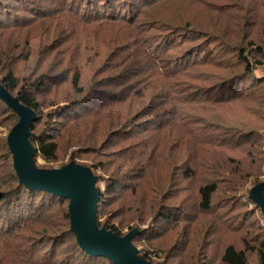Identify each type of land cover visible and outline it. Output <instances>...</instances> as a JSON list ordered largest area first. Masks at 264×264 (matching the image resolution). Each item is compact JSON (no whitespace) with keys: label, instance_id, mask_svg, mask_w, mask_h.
I'll use <instances>...</instances> for the list:
<instances>
[{"label":"rangeland","instance_id":"obj_1","mask_svg":"<svg viewBox=\"0 0 264 264\" xmlns=\"http://www.w3.org/2000/svg\"><path fill=\"white\" fill-rule=\"evenodd\" d=\"M79 1L80 14L101 6ZM126 1L129 2L115 0L113 6L119 9ZM46 3V0H37L32 10L50 15ZM98 18H86L91 22L85 23L71 14L54 18L34 16L26 25L0 29L2 73L11 67L22 81L39 78L40 82L43 75L60 72L59 67L50 69L54 60L60 58L57 52L72 45L80 47L81 61L90 58L99 63L96 57L99 53L105 61L104 76L123 70L133 75L132 80H138L134 90H144L148 81L151 88L157 86L144 113L138 110V104L111 106L108 101L97 98L84 105L97 104L93 111L99 115L93 113L91 121L82 122L68 114L56 117L62 103L54 102L53 94L39 89L37 83L33 88L41 90V94L39 118L33 132L44 139L52 138L58 149L56 159L51 162L36 156V165L49 169L70 161L92 165L99 177L97 187L103 193L97 221L114 225L122 235L139 228L141 232L135 237L134 245L154 263L223 264L220 256L227 245L244 249L263 241L264 222L248 194L256 179L264 181V38L261 34L264 0H154L136 9L133 23ZM165 23L172 26L187 23L192 31L172 28L170 32L177 33H166L162 30L168 26ZM52 36L56 37L55 41ZM123 39L137 40V43L119 45L109 53L106 42L119 44ZM52 44L58 45L53 53ZM150 44L158 46L154 57L157 60L159 56L164 64L150 67L143 58L142 45ZM256 49H263V53ZM242 52L256 67L254 77L236 87L231 82L237 83L245 75ZM77 54L73 52L71 57ZM69 58L70 52L65 61ZM14 60L16 64L11 66ZM97 63L86 66L83 73L90 74ZM114 64L119 66L113 67ZM163 66L171 72L169 89L152 80H162ZM32 73L36 74L31 77ZM225 84L237 96H228L226 104H219L213 100L221 97V86ZM211 93V99L205 101ZM165 95L173 98L172 103L166 98L163 105ZM85 106L72 110L71 114H81ZM224 116L232 120L222 129ZM118 118L126 119L122 130L110 127ZM16 119L0 101V181L7 180L12 171L2 138ZM207 136L219 141L205 151L211 166L217 168V162H225L233 172L228 175V181L218 176L219 192L213 200L214 210L211 213L198 210L192 222H185L180 212L179 219H155L149 213L151 199L155 200L156 212L160 199L171 205L182 201L183 207L194 204L198 180L185 179L180 183L186 168L180 164L189 152L181 155L179 152L181 148L193 149L195 143ZM94 138L97 144L86 149L84 142ZM184 144L186 147H181ZM188 164L193 165L191 161ZM197 176L199 184L218 178L203 170ZM114 181L115 186L107 190ZM164 194L177 197L167 200ZM58 200L50 209L53 217L67 210L68 200ZM68 239H63L65 246L70 244ZM247 253V264H260L255 252Z\"/></svg>","mask_w":264,"mask_h":264},{"label":"trees","instance_id":"obj_2","mask_svg":"<svg viewBox=\"0 0 264 264\" xmlns=\"http://www.w3.org/2000/svg\"><path fill=\"white\" fill-rule=\"evenodd\" d=\"M36 1L37 0H0V29L9 28L11 26L26 25L34 16H52V18H54L57 15L62 14H71L85 23H90L91 21L88 19L86 20V18L91 17H100L98 19H102L103 21L109 19L120 20L125 23H133L136 9L140 7L141 4L152 3L154 0H129V2L126 1V5H124V7H120L119 9L113 6L115 0H96L97 4L94 2V0H85V2H88V5L90 6L93 4L101 6L92 9L89 8V10L85 11L83 10V14H80L79 0H46V5L50 7V15H40V13L37 11H33L32 6ZM76 6L78 8L75 9L74 7ZM165 25L170 26H165L166 28L162 29L166 33H169L170 29L172 28H177L182 32L192 31L189 29V25L187 23L186 25L178 26H172L168 23H165ZM170 33L174 34L177 32ZM261 34L264 38V24L261 27ZM52 37V41H55L56 37ZM136 43L137 40L123 39L120 40L119 44H115L114 41H107L105 45L108 48L109 53H111L113 49H116L119 45L123 47L127 44ZM156 47L158 46H153V44L147 46L142 45L143 58L148 60L150 67L155 66V64H164L163 60L162 62L160 61L161 58H159V56L157 60H155L154 51L157 50ZM57 49L58 45L56 44H52L50 46V51L52 53L57 51ZM256 50L259 53H263V49ZM79 51L80 47L72 45L58 50L57 53L60 55V58L58 60H54L50 69L59 67L62 70L53 75H43L40 82L39 78H35L33 81L30 79H24L22 81L19 76L15 75L11 67L5 73H2V69L0 68V83L2 86L8 92H10L12 96L16 97L22 104L30 107L36 113V119L30 128L32 133L30 141L35 149L34 161L36 156H40L45 161L51 162L56 159L58 149L57 143L52 138L46 137L44 139L40 137V134L33 132L35 129V122L39 118L38 96L41 94V90H36L33 88V86L37 83H39V89L44 88L47 93L53 94L54 102L59 100L58 104L62 103L56 116L58 118H62L68 114L71 118L75 117V121H91L92 117H94L93 113H95L93 110L97 104L94 103L86 106L84 104L91 103L97 98H102L108 101V104L111 106H121L127 102L132 106L138 104V110H141L143 113L147 107H150L149 104L152 101V90L157 87L156 85L153 86L154 88H151L148 81L145 82L147 83V86L144 90H134L136 87L135 83L138 80H132V74L124 73L122 70L116 74L104 76L103 70L105 69V66L103 64L105 61L102 59L101 55L98 53L96 56L99 63L90 58H85L81 61L79 59ZM69 52L70 58L66 62L65 57ZM73 52L78 53L76 57H71ZM246 55L243 52L240 53V57H243V59L240 60L241 63L244 64L245 75H243L241 80L237 83L231 82L236 87H239L243 81H249L254 77L253 69L256 66L249 63L247 60L248 56ZM14 63L15 60L11 66ZM94 63H97L96 66H94V70H92L90 74L85 75L83 73V69L86 66L92 65ZM117 66L119 65H113V67ZM99 69H102L101 72H97ZM35 74L36 73H32L31 77ZM164 74L165 76L162 78V80L159 81L158 79L153 78L152 80L155 84L159 82V85L169 89L171 87V72L164 67ZM225 85L221 86V97H216L213 101L219 104H226L225 102L230 98L237 96V94L233 95V91L229 85ZM113 88H120V90L119 92H116ZM132 92L134 93L131 94ZM211 96L212 93L209 94L205 101L210 100ZM228 96L231 97L226 99ZM166 98L170 103H172L173 98H170L172 99L171 101L165 95L163 105L166 104ZM144 101L147 102L145 103ZM1 103L5 105L2 101ZM84 106L86 108L80 110L81 114H71L72 110ZM155 109L156 107L152 108L150 112L154 111ZM8 110L12 111L10 108H8ZM12 113L16 115L13 111ZM96 115L98 116L99 112L95 113V116ZM131 115L132 113L129 114L128 117ZM218 119L220 120L221 117L218 116ZM17 120L18 117L16 122ZM231 120L232 117L230 116L222 117L223 126H221V128L225 129L224 125L228 124ZM125 122L126 119L118 118L115 122V125L110 127H116L117 129L122 130ZM56 126L57 124L55 127ZM189 131H193L192 128H190ZM2 140L5 145V149L7 150V155L11 158V154L9 153L6 143V137L2 138ZM197 141H200V139L198 138ZM215 143H219V141L211 136H207L203 138L200 143H195L193 149L187 150L186 148H181L182 151L180 150V155L183 152L189 153L180 164L186 165V168L182 172L183 176L180 178V183L182 184L185 179L193 178L192 180H198L196 199L194 200V204H190L188 207H183L182 201L171 205L164 202L165 200L160 199L158 201L157 212L155 211V200L151 199L152 208L149 213L154 215L155 219H163L164 221H167L171 218L179 219L178 215L180 212L185 217V222H192L194 221V213H197L198 210H202L204 212L208 211V213H211L214 210L216 204L213 203V200L216 194L219 192L218 179L220 178L218 176H221L223 179L228 181V175L233 174L229 168V165L225 162H217V168H213L211 166L205 151L208 150V146L216 145ZM84 144L87 146L86 149L94 148V146L97 144V139H90L85 141ZM154 147L155 150H157L156 146ZM181 147H186V145L184 144V146ZM189 161H191L193 164L192 166L188 164ZM171 165H176L175 167H179L175 163H171ZM88 167L91 169L93 168L92 165ZM199 170L209 171L218 178L217 180L209 179L199 184V177L197 176V172ZM93 173L95 174L94 171ZM98 180L99 177L97 176V182ZM259 182L261 181L256 179L254 181V185ZM115 184L116 182L114 181L107 190L112 189ZM187 188L188 187L184 188V191H186ZM99 192L100 202L103 198V193L100 189ZM163 196H165L166 198L164 199L167 200L173 198L175 199L177 197V195L171 197L167 196V194H164ZM58 199L63 198L40 189H27L25 186L20 185L13 168L10 172V177L7 180L0 181V247L3 248L0 251V264H105V262L108 264H114L112 261L103 256L90 255L80 249L74 234L70 232L68 211L66 210L63 214H60L57 217H53L54 213L50 211L51 206L56 203L55 201ZM59 201L60 200L57 202ZM99 202L97 205V213L99 211ZM220 207L221 206H218V208ZM192 214L193 217H190ZM97 217L98 216H96V223L98 227H105L107 230H111L118 235H122L119 229H117L114 225H108L107 223L100 224L97 221ZM261 219L264 222L262 213ZM137 229L139 232L134 236L132 240L133 244L135 237L141 232L139 228ZM68 237L70 244L65 246L63 239ZM248 251L255 252L258 256L260 264H264V240L252 246H245L244 249H238L233 244H229L223 249L220 256V261L223 264H247ZM139 255L143 259L153 262L146 253H142L140 250Z\"/></svg>","mask_w":264,"mask_h":264},{"label":"water","instance_id":"obj_3","mask_svg":"<svg viewBox=\"0 0 264 264\" xmlns=\"http://www.w3.org/2000/svg\"><path fill=\"white\" fill-rule=\"evenodd\" d=\"M0 100L18 117L6 134V143L19 184L68 200L70 232L80 249L90 255L103 256L114 264H161L149 262L139 255V249L132 243L139 232L137 228L118 235L105 227H98L96 216L100 192L96 186L97 176L90 167L74 161L50 169L35 165L30 128L36 113L12 96L1 83ZM248 198L260 208L264 218V181L250 188Z\"/></svg>","mask_w":264,"mask_h":264}]
</instances>
